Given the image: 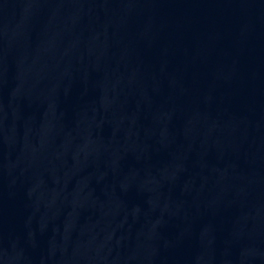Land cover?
Here are the masks:
<instances>
[{
	"label": "water",
	"instance_id": "95a60500",
	"mask_svg": "<svg viewBox=\"0 0 264 264\" xmlns=\"http://www.w3.org/2000/svg\"><path fill=\"white\" fill-rule=\"evenodd\" d=\"M200 0H0V264H59L141 132Z\"/></svg>",
	"mask_w": 264,
	"mask_h": 264
}]
</instances>
